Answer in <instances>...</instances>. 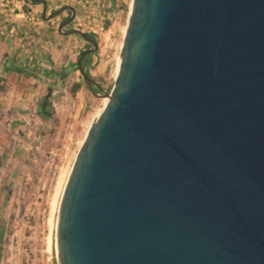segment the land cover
Here are the masks:
<instances>
[{
    "label": "water",
    "instance_id": "1",
    "mask_svg": "<svg viewBox=\"0 0 264 264\" xmlns=\"http://www.w3.org/2000/svg\"><path fill=\"white\" fill-rule=\"evenodd\" d=\"M57 212V264H264V0H131Z\"/></svg>",
    "mask_w": 264,
    "mask_h": 264
},
{
    "label": "rangeland",
    "instance_id": "2",
    "mask_svg": "<svg viewBox=\"0 0 264 264\" xmlns=\"http://www.w3.org/2000/svg\"><path fill=\"white\" fill-rule=\"evenodd\" d=\"M47 1V15L70 4L54 0L50 5L51 0ZM36 2L43 8L42 1ZM88 4L89 11H83L79 25L99 45L87 70L111 90L131 0H90ZM67 11L50 19L58 31ZM69 25L64 30L74 27ZM59 33L61 39L70 36ZM77 39L69 45L72 49H67L73 63L69 70L63 65L62 50L67 42L35 44V57L25 68L34 70L37 77L22 79L20 89L0 80V264H57L55 226L60 198L82 141L104 103L91 92L77 69L80 53L91 46L81 36ZM26 50L22 49L23 58ZM36 61L42 64L43 72L33 69ZM52 68L61 72L59 77L49 72L54 71ZM3 71L1 68L0 76ZM11 74L9 81L14 78ZM49 86L47 108L52 114L44 118L40 98L49 93Z\"/></svg>",
    "mask_w": 264,
    "mask_h": 264
},
{
    "label": "crops",
    "instance_id": "3",
    "mask_svg": "<svg viewBox=\"0 0 264 264\" xmlns=\"http://www.w3.org/2000/svg\"><path fill=\"white\" fill-rule=\"evenodd\" d=\"M71 1H73V4H76L75 7L77 10L75 21L78 24H75L74 27L82 28L79 25V20L83 16V11L88 8L90 4L88 2L90 0ZM0 2V69L2 68L4 70L0 76L2 83L8 81V74L14 68L27 65V61L31 62L34 59L35 44L44 45L49 43L50 45H58L61 42H67L68 46L64 45L62 50L65 53L63 65L65 70L71 68L73 63L70 57L72 56L68 54L67 57L66 53L67 49H72L69 46L72 42L75 40L79 41L77 39L79 35L73 34L67 40L65 38L61 39L60 33L57 30L58 27L53 26L51 20L43 18L44 5L43 8L42 6L40 7L39 2H31L30 0H0ZM22 49H27L25 58H23ZM28 49L32 50L30 56L28 55ZM70 53H72L71 50ZM67 61H69L68 66H66ZM58 72L60 71L55 70L54 78L60 76Z\"/></svg>",
    "mask_w": 264,
    "mask_h": 264
},
{
    "label": "trees",
    "instance_id": "4",
    "mask_svg": "<svg viewBox=\"0 0 264 264\" xmlns=\"http://www.w3.org/2000/svg\"><path fill=\"white\" fill-rule=\"evenodd\" d=\"M32 1H35V0H32ZM78 1V0H77ZM54 2V0H51V3H50V5L52 4ZM73 1H71V0H66V2L64 3V4H66V3H70L69 5H72V6H74L75 7V5L76 4H73L72 3ZM47 3H48V5H49V2L47 1ZM76 8V7H75ZM77 11V10H76ZM89 10H88V8H86L85 9V12L87 13ZM67 15H69V14H71V12H69V11H67ZM67 15L66 14H63L62 15V17H63V19L64 18H66L67 17ZM77 15V14H76ZM76 24V21H75V19L70 23V25H72V26H74ZM69 25V26H70ZM82 29V28H81ZM94 54V52L93 53H91L88 57H86L85 59H84V63H90L91 62V57H92V55ZM42 59V58H41ZM26 65H22V66H17L16 68H14L13 70H12V74L14 75H12L11 77H14L12 80L10 79V81L8 80L7 82H8V85L9 84H11V86H17L18 87V89H20V86H22V79H24L25 77H27V76H30V77H37L36 76V74L34 73V70H32V71H29V70H26ZM42 68H43V66H42V64H40V63H38V62H35V65L33 66V69H36V70H38V71H40V72H43V70H42ZM53 70L55 69V68H52ZM49 70H46L45 72L47 73ZM55 71V70H54ZM54 71H52V70H50L49 72H52L53 74H54ZM59 74H61V72H58ZM15 84V85H14ZM20 85V86H19ZM47 89H48V91H49V93L47 94V95H43V96H41V98H40V103H41V107H40V112H41V114L43 115V117L44 118H50L51 117V114H52V109H48L47 107H48V105H50V101H49V95H50V93H51V89H52V87H47ZM50 107V106H49Z\"/></svg>",
    "mask_w": 264,
    "mask_h": 264
},
{
    "label": "bare ground",
    "instance_id": "5",
    "mask_svg": "<svg viewBox=\"0 0 264 264\" xmlns=\"http://www.w3.org/2000/svg\"><path fill=\"white\" fill-rule=\"evenodd\" d=\"M104 100H105V99H104ZM65 168H66V167H65ZM67 168H69V167H67ZM70 170H71V169H70ZM58 179H59V178H58ZM58 179H57V180H58ZM60 179H61V178H60ZM60 185H61V183H60ZM55 186H56V185H55ZM61 186H62V185H61ZM61 186H60V188H61ZM58 187H59V186H58ZM60 188H59V189H60ZM53 190H54V189H53ZM53 190H52V191H53ZM58 191H59V190H58ZM54 193H55V192H54ZM49 202H50V201H49ZM54 202H55V201H54ZM54 202H53V203H54ZM51 203H52V202H51ZM49 205H50V204H49ZM55 205H56V204H55ZM51 208H52V207H51ZM53 209H54V208H53ZM54 210H55V209H54ZM52 215H53V214H52ZM53 220H54V218H53ZM50 225H51V224H50ZM53 225H54V224H53ZM51 226H52V225H51ZM55 227H56V226H55ZM53 229H54V228H53Z\"/></svg>",
    "mask_w": 264,
    "mask_h": 264
},
{
    "label": "flooded vegetation",
    "instance_id": "6",
    "mask_svg": "<svg viewBox=\"0 0 264 264\" xmlns=\"http://www.w3.org/2000/svg\"><path fill=\"white\" fill-rule=\"evenodd\" d=\"M62 20H64V19H62ZM62 20H61V21H62Z\"/></svg>",
    "mask_w": 264,
    "mask_h": 264
}]
</instances>
